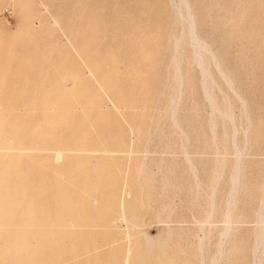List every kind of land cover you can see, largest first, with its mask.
Wrapping results in <instances>:
<instances>
[{
  "label": "bare ground",
  "instance_id": "obj_1",
  "mask_svg": "<svg viewBox=\"0 0 264 264\" xmlns=\"http://www.w3.org/2000/svg\"><path fill=\"white\" fill-rule=\"evenodd\" d=\"M97 1H100V0H0V264H173L168 259L169 258L168 257V254H169L168 248H171V247H168V245H170V243L173 239L172 230L174 228H171L173 226L170 227L168 225L172 230L168 233L166 238L161 239V240H156L154 237H151L148 234L140 231V228L137 226L135 219H136V214H138L137 210L140 208V203H141L139 201V198L141 197L140 193L144 192V191H140L141 189L139 186L140 193L138 195L134 184L130 181V180H132V178L130 179L132 165L129 164L130 162L128 163L125 156H122L121 154H119V152L123 149L120 147L119 144L117 146L115 144V142L112 141V138L114 137L113 136L114 133L111 136L109 134V131H107L108 129H105V127H109V125H112L111 122L108 121V122H106V124L104 123L105 120H103L104 122H101L102 121L101 115H102V112L105 111L104 109H112L114 112H116V114L118 113L119 117L122 120L123 119L125 120L127 125H129V128L131 130V136L134 139L138 138V136L141 134L140 131L142 129L145 130V127H146V126H144V123H143L144 128L141 129V127H143V126H141V127L139 126L140 123L137 122V118L134 116V114L137 113V111H140V110L143 111L142 109H144V107H142V104L140 106V104L138 105L139 101L136 102L137 99L134 100V98L128 97V95H126V93H124L125 88L123 89V92H121L122 88H120L119 83L120 84L124 83V82L121 83V77H120L121 72H118V71L115 72L112 70L113 63L110 60H108V58H102L101 57L102 54H104V53H102V54H100V53L103 51L99 50L97 47L92 48L93 43H92L91 37L84 38L87 36V35L86 36L84 35L86 32L85 31L86 29H85V27L84 28L82 27V25L80 24L79 21H80V19H89V18H86L87 17L86 13L88 11L85 13L84 11H81V9L84 8V6L94 4ZM172 1L174 3V6H172V7H175L176 14L178 16V23L175 26V28H173L174 30L171 31L172 32L171 35L173 37H171V35L170 36L168 35L166 38H169V37L174 38L173 39L174 43H172L173 44L172 56H171V60H170L171 66L173 67L172 69H174V71H175L172 73L174 76V81H173L174 84L172 83L174 85V89L171 90L172 93L170 94V97H168L169 99H167V100H169V102H168V105L164 108V110H165L164 114L165 115L163 114V116H165L168 119V121L171 122V124L174 126V130L176 129V131L181 135V138H182V140H181V142H182L181 146L182 147L181 148L183 149V151L180 147L179 148L181 149V152H183L185 154L184 156H186L187 161H186V159H185V161L188 162V164L190 166L189 168L192 170V174H193L192 177L194 176L193 181L194 180L196 181V183L195 182H193V183H195L198 190L200 191L204 185H202L201 178L199 179V174H198L199 170L197 168V164L194 161V157L192 155H190V152L193 151V149H192V151H190L191 142L193 143L192 137L190 138L189 131H188V129L186 130L184 128L183 122H182L181 117H180L181 109H182V100H183V97L185 94L186 84H187L186 80H185L186 76L184 75V69H183L184 60H187V58L183 60V57L185 56V55L183 56V52L186 51V50H184L185 49L184 45H187L186 47H188V42H189V44H191V46H192V49H193L192 50V52H193L192 57L194 59L196 66H198L200 68V71H201L200 75L202 77V83H203V87L205 89L204 92L206 93V98L212 107V114H211L212 116L217 114V116L219 115V116H222L224 118H227L228 120H230L235 125H236V123L239 122V120L237 121V118L239 115L236 117L235 113L231 109L230 110L229 109H221L219 104H218V101L220 99L218 100V97H216V95H215L216 93L212 89V82L216 81L215 80L216 77H214L216 75V72L218 73L217 76L220 75L218 77L221 78L226 83V85L228 86L227 88H230L232 90V95L233 96L235 95V100L236 99H237V101L239 100L238 104H240V102H241V104L244 105L243 106V108H244L246 106V104H248L249 102L247 101L245 95H243L241 93V90L239 89V87L237 85L236 78L232 74H230L225 69L224 65L222 64L223 61H221V59H220L221 57H219L220 54H218V51H216L218 48L215 49L213 44L211 43V41H209V39L206 38V36L203 37V35L200 33V31H201L200 29L202 28V26H201V28H199V26H200L199 23L201 22V20L199 22V17H201V16H199V15H201V14H199L200 11L203 13V17L201 18V19H203L204 14H206V13H204V9L208 8L210 11V10L214 9L215 6L210 4L203 9V7L200 8V5H199L200 0H172ZM211 3H214V2L212 1ZM96 4L94 6H96ZM34 5L39 7L40 14H38L33 21H30V17H29L30 16V10L32 9V6H34ZM221 7L224 8L223 6H221ZM6 9H11L13 11V13H15V14L16 13L21 14L22 20L18 23L16 28H5L2 25L1 14ZM87 9H88V7H87ZM202 9H203V11H202ZM208 9H206V10H208ZM219 10H221V9H219ZM95 11H94V14H95ZM96 13H97V11H96ZM213 14H215V13L212 12V15ZM222 14H223V12H222ZM97 15H95V17ZM172 15H173V13H172ZM220 15H221V13H220ZM92 17H94V15L91 16L90 18H92ZM208 17H209V15H208ZM220 18H223V17H220ZM205 19H206V17L203 19V21ZM116 20H119V19H116ZM215 20H217V19H215ZM220 20H218L216 22H219ZM93 21H94V19H93ZM222 21H224V20H222ZM227 21L234 27L235 30L237 29V31L239 32V35H240V31H242V33H244V34L246 33L245 28H236L237 25L239 24V23L237 24L236 20L230 21L229 19H227ZM133 26H135L134 23H133ZM89 27L91 28L90 25H89ZM128 27H130V26H128ZM107 28L108 27H106V29ZM164 28H162V29H164ZM262 28H264V27H262ZM95 29H94V31L96 33V31L99 29H97V28H95ZM118 30H120V29H118ZM123 30H125V28H123ZM101 31L103 32L102 29H101ZM168 31H169V29H168ZM104 33H106V32H104ZM96 34H98V36H100V39H101L102 35H100L99 32H97ZM133 35H135V33H133ZM125 36H126V34H125ZM125 38H124V34H123L124 41H125ZM252 38H254V36ZM116 39H118V38H116ZM249 39H250V37H249ZM210 40H212V38ZM103 41L104 42H102V43L105 44L104 39H103ZM124 41L122 40L119 43V45L122 42L124 43ZM126 41H127V39H126ZM131 41L134 42L133 40H131ZM131 41H130V43H131ZM159 41L157 40V42H159ZM102 43L100 45H102ZM127 43H128L127 45L130 46L129 41ZM262 43H264V41H262ZM125 44H123L124 47L126 46ZM158 44H160V43H157V46H158ZM161 44H162V40H161ZM161 44L159 45V47L161 46ZM108 45H107V47L105 46L107 49H108ZM121 46L119 47V50H120V48L123 47V46L122 47ZM221 46H222V44H221ZM223 46H225V45H223ZM259 46H262V45H259ZM124 47H123V49H124ZM216 47H217V45H216ZM218 47L220 48V46H218ZM110 48H111V46L109 47V49ZM134 48H135V42H134ZM149 48H152V47L148 46L147 48H141L137 52H140V54L143 56L149 55L148 54L149 50H147ZM163 48H164V45H163ZM127 49L130 50L131 47L130 48L126 47V50ZM133 49H132V51H133ZM157 49H158V47H157ZM157 49H154L155 52H157L156 51ZM165 49H164V51H165ZM187 49L190 50L189 47ZM221 49H222V47H221ZM224 50L225 49L222 50V53H224ZM107 51L108 50H105V52H107ZM116 51L118 52V50H116ZM132 51L130 52L131 55H132ZM187 51H186V55L188 54ZM219 51H221V50H219ZM231 51H232V49H231ZM113 52H115V51H113ZM225 52H226V50H225ZM190 53L191 52H189V54ZM222 53H221V55H222ZM243 53H244V51H243ZM161 54H162V52H161ZM128 55H127V57H128ZM167 56H168V53H167ZM131 57H129V58H131ZM185 57H187V56H185ZM139 58H140V56H139ZM78 59H81V61H83L84 65L86 66V67L85 66L84 67L88 68L89 77L86 80H84L83 82H80L78 85H75L74 87L72 86L71 89L67 88L68 89L67 93L66 92L63 93L62 89L59 85L62 81L61 78H58V79L55 78L54 79V77H53V80L51 82H48L47 80H45L43 82H40L39 84L34 85L33 88L31 89V91H32L31 93L33 95L32 96L33 101L35 99H37L38 96L40 98H42L43 102L41 104H39L40 106L37 104L36 105L31 104L30 105L31 102H29L28 99L25 100V99H21V98L18 99V101L16 102L17 103L16 108L10 104L12 96L14 95L13 94L14 92H12V90L8 89V85H7L8 82H6V81L10 77L11 74L14 73L16 75L21 76L23 74L26 75V73H37V72H43V71L50 72L51 70H54L53 76H57V75H55L56 69L57 70L59 68L64 69V67L67 66L70 62L74 63V61L78 60ZM119 59H121V58H119ZM127 60H129V59L127 58ZM249 61H251V59ZM120 62L122 63V61H120ZM128 62L129 61H127V63ZM149 64H148V68H149ZM239 64H241V63H239ZM71 66L74 67V64ZM119 66H120V64H119ZM130 66H132V65L130 64ZM194 67H195V65H194ZM69 68H70V66H69ZM123 68H124V65H123ZM172 69H170V70H172ZM151 70L152 69H150L148 72H150ZM65 71L68 73L69 69H67ZM188 71H190V70H188ZM125 72L123 71L124 74H125ZM160 72L161 71H159V75H160ZM169 72L171 73V71H169ZM60 73H61V71H60ZM123 73H121V74H123ZM129 73H132V72L130 71ZM143 73H145V72H143ZM151 73H152V71H151ZM174 73H175V75H174ZM64 74L62 73L61 75H64ZM73 74H74V72H73ZM192 74H193V71H192V73H190V75H192ZM239 76H241V74ZM64 77H67V75ZM68 77H70V76H68ZM128 77H129V74L125 78L127 79ZM167 77H168V75H167ZM132 78H135V77H132ZM145 78H147V77H145ZM155 79H157V77ZM128 80L123 79V81H125V82ZM170 81L171 80H169V83H170ZM189 81H191V80H189ZM11 82H13V81H11ZM21 82H22L21 86H19L18 90H16V91H18L19 93H21L23 95L24 93L27 92L26 91L27 89L25 86L28 84L29 81L28 80H26V81L21 80ZM130 82H131V80H130ZM145 82H143V83L145 84ZM147 82H149V81H147ZM147 82H146V84H147ZM161 82L162 81L160 79V83ZM167 82H168V79H167ZM195 82H197V81H195ZM18 83H19V81H18ZM132 83L134 84L135 82H133V80H132ZM218 83H220V82H218ZM221 83H223V82H221ZM128 84L130 85V83H127L126 85H128ZM133 84H132V86H133ZM161 84H163L165 86L164 83H161ZM188 84H190V83H188ZM200 84H201V82H200ZM12 85H13V87H15L14 86L15 83H12ZM126 85L124 84L123 86L126 87ZM142 86L144 87V85H142ZM147 86H148V84L146 85V87ZM149 87H150V85H149ZM154 87H155V85H154ZM218 87L219 86H217V89H218ZM171 88H172V86H171ZM222 88H223V86H222ZM136 89L137 88H135L134 91ZM127 90H129V88ZM147 90H148V88H147ZM151 90H152V88H151ZM138 91H139V89L136 90V93ZM159 91H160V89H159ZM101 92L104 93L103 96L105 97V101H102V99H100L101 101H98V98H99L98 94ZM160 92H157V94H156L155 103H159V101H160L157 99L158 97H159V99L161 98L160 96H161L162 92H161V94H160ZM221 92H220V94H221ZM131 93H133V92H131ZM131 93H128L129 96H132ZM149 93L147 92V94H149ZM168 93H169V91H168ZM223 93H222V95H223ZM133 94H135V93H133ZM166 94H167V91H166ZM166 94H164V95H166ZM150 95H152V94H150ZM218 95H219V93H218ZM227 96H228V93H227ZM147 97H149V95ZM223 97H224V95H223ZM223 97H222V99H223ZM231 97H230V99H231ZM144 98L145 97H142V100ZM152 98H154V97L152 96ZM162 98H163V96H162ZM162 98H161V101H162ZM96 99H97V101H96ZM156 99L158 100V102H156L157 101ZM147 100L148 99H146V101ZM149 100L152 101L151 99H149ZM167 100L165 102H167ZM95 101L97 102V104L93 103ZM161 101H160V103H161ZM224 101H226V99ZM205 103H206V101H205ZM231 103L235 104L232 101H231ZM228 104H226V106ZM150 106H151V104H150ZM184 106H185V104H184ZM205 106H206V104H205ZM223 107H224V105H223ZM147 108L149 110V107H147ZM160 108H162V107H160ZM226 108H228V107H226ZM235 108H234V111L237 112V110H235ZM98 109L103 110L101 112L99 111L101 113V115H99L100 113H98ZM144 111L146 113H148L146 111V109ZM241 111H242V109H241ZM152 112H154V109ZM238 112H240V111H238ZM240 113H242V112H240ZM35 114L36 115L38 114V115L35 118V120L33 122H31L30 117L35 115ZM95 114L99 115V116L96 115L97 117H101V118H99V119H101V121L98 120L96 118V116L94 117ZM104 114H105V112H104ZM152 114H154V113H152ZM152 114H150V115H152ZM118 115H117V117H118ZM249 115H250V112H249ZM156 116L157 115H155V119L157 121V118H160L161 116H158L157 118H156ZM217 116H216V118H217ZM241 116H239V117H241ZM243 116L246 117L245 121L249 120L248 119L249 116H247V112ZM145 117H147V116H145ZM105 118H106V116H105ZM155 119H154V121H155ZM144 120L145 119H143V121ZM149 120H148V122H149ZM163 120H164V118H163ZM252 121H254V119ZM239 123H241V122H239ZM145 124H146V122H145ZM187 125H188V123H187ZM244 125H245V123H244ZM113 127H115V126H113ZM117 127H118V123H117ZM153 128H155V127H152V128L149 127L145 130L143 135L141 134V136L144 137V140L146 141L147 145L149 143L153 142L154 137H156L155 132H157V131H156V129H153ZM239 128L242 129V131H244V135L246 136V138L243 141L244 145L242 147H240L236 144V146H238L237 152H236L237 153V163L235 164L236 166L234 167L235 169L233 171L234 174H233V181H232L233 182V184H232V197L230 198L228 208L226 205L227 211H225L226 212L225 213V219H224L225 223L223 226V230L220 228L222 230V240H219V241H221V244L219 243L220 246L218 245L219 248L217 247L218 251H216L217 252L216 254H217V256L221 257V259H223V260H225L224 257H227V252L229 249V244H230L229 242H230L231 236H232L233 232L236 230L237 225H238V220L236 219V216H237V214H236V212H237L236 211V204H237L236 197L238 196L237 194H239V192H241L239 190H240L241 180H242V176H243V165L245 166V164H243V161L245 162V159H243V158H245L244 157V156H246L245 153L249 147L248 135L251 133V132H249L250 127L248 128V126H246V127L241 126ZM253 128H254V126H253ZM163 129H164V127H163ZM196 129H197V127H196ZM210 129H212V128H210ZM232 130H234V129H232ZM239 130L237 132H239ZM235 131H236V126H235ZM117 132L120 133L119 130ZM139 132H140V134H138ZM118 133H117V135H118ZM178 133H177V135H178ZM212 133H213V131L211 132V134ZM117 135L115 137L119 138V136H117ZM238 135H239V133H238ZM244 135L242 137H244ZM250 136H252V135L250 134ZM28 140H34L35 141L34 143L37 144L36 145L37 146V150H36L37 152H41V153H43V155H45L44 153L49 152L48 153L49 155H51L50 153L53 154V156L51 155V157H53V159L55 157V160H53L51 158L49 159L48 157L43 158V160L44 159H46L47 161L50 160L49 163H52V161H54V163H52L54 165L53 172L52 171H51L52 173L50 172V170H49L50 167L48 165H46L48 167V168L46 167V171L49 170V173H51L52 176H54V178H55L54 185H52V181H51V188L53 186V188L55 189V192L53 191L54 193L52 194L48 190L52 194V197L49 199V197L51 196L50 193H48L49 196L46 194V196H48L49 200L46 201L44 199V197L46 198V196L42 197L45 200V202L42 201L43 199L39 200L38 197H40V196L36 197L37 195L35 194V197H34V196H32L33 194L32 195L29 194L27 191V188H26L28 186V184H26L27 178H28V175H30L28 173H31V170H33V167H31L32 169L29 170V166L31 165V162L33 161L32 156L35 153L34 151L25 147ZM225 140H226V138H225ZM235 141L236 140L234 138V143H235ZM158 142H160V141H158ZM232 142L233 141H231V143ZM239 142H241V141H239ZM251 142H253V141L251 140ZM132 143H133V141H132ZM132 143L129 146H131ZM165 143H166V140H165ZM217 143H216V145H217ZM121 145L123 146V144H121ZM138 145H140V144H138ZM194 145H195V143H194ZM118 147H120V149H121L120 151H119ZM199 147H198V149H199ZM217 147H219V146H217ZM133 148H134V146H133ZM140 148H141V146H140ZM222 148H223V146H222ZM132 149L129 151H133ZM138 149H139V147H138ZM216 150L218 151L219 149H216ZM250 150H251V148H250ZM152 151H154V150H152ZM153 153H156V152L154 151ZM249 153H251V152H249ZM43 155H41V156L44 157ZM47 155H45V156H47ZM155 156H158V154ZM155 156H154V158H155ZM130 157H131V155H130ZM145 157L146 156H144L143 158H145ZM196 157H198V156H196ZM129 161H131V159ZM151 161H153V160H151ZM197 161L198 160L196 159V162ZM35 162L37 164L38 161H34V165H36ZM42 162L43 161H41L38 164L44 165V163H42ZM147 162H148V160H147ZM149 163H151V162H149ZM153 163H155V162H152L151 164H153ZM144 164H147V163H145V161H144V163L141 162L138 167L135 165V167H137V168H134V170H135L136 174L139 173L138 176H141L142 174L144 175V174L148 173L149 171H152V167L150 166L151 164L146 166L147 168L150 166V168H148V169H150L149 171L146 169ZM160 164H162L161 161H160ZM225 164H226V162H225ZM225 164L223 162L222 166H224ZM133 165H134V163H133ZM164 165H163V167H164ZM43 167H45V166H43ZM158 167H160V166H158ZM221 167H219V168H221ZM224 168H225V166H224ZM35 169H37V168H35ZM145 170H147L146 173H145ZM165 170L166 169L164 168V171ZM168 170H169V168H168ZM220 170L222 173H224L222 169H220ZM159 172L162 173L163 171H161V169H160ZM174 172L175 171H173V173ZM53 173H54V175H53ZM51 174H49V176ZM37 175H35V176H37ZM44 175H46V174H44ZM162 175H163V173H162ZM162 175H161V177H162ZM190 175H191V171H190ZM38 176H37V180H39ZM134 176H135V174H134ZM146 176L147 175H145V177ZM158 176H160V175H158ZM168 176L169 175H167L166 177H168ZM230 176H232V174ZM244 176H245V174H244ZM42 177L40 175V178H42ZM145 177H144V179H145ZM153 177H154V175H153ZM161 177H159V178H161ZM175 177L177 178V176H175ZM200 177H201V175H200ZM43 178L45 179V178H47V176H45ZM169 178L171 179L170 176L168 177V179ZM31 179H32V177H30V180ZM134 179H136V178H134ZM141 179H143V178H141ZM154 179H155V177H154ZM154 179H153V182H154ZM156 179H158V177ZM32 180H34V179H32ZM43 180L40 181L41 184L43 182L45 183V181H43ZM163 180H165V183H166L167 180L165 179V177ZM230 180H231V178H230ZM149 181H151L150 185L153 186L152 180H149ZM155 181H156V184L159 183V182H157V180H155ZM44 183H43V185H44ZM46 183H48V182L46 181ZM173 184H171V185H173ZM43 185H42V187H43ZM46 185L44 186L45 188H47ZM145 185H146V183H145ZM150 185H149V183H147L146 186H148V188H149ZM30 186H31V184L29 185V187ZM37 186H38V184H37ZM143 186H144V184H143ZM169 186H170V183H169ZM48 187H49V185H48ZM156 187L157 188H154V187H152V188L157 189V191H158L159 187L158 186H156ZM243 187H244V184H243ZM32 188L30 191H32ZM144 188H145L144 190L146 191V187H144ZM152 188H150V189H152ZM193 188H195V187H193ZM204 188H205V186H204ZM36 189H38V187ZM40 189H39V191H40ZM114 189H115V191H117V194L119 196L118 201L115 203L112 202L111 198H110V193ZM44 190L46 191V189H44ZM147 190H149V189H147ZM34 191H38V190L33 189L32 192H34ZM45 191H44V193H45ZM203 191L205 192V189ZM41 192H42V190H41ZM150 192H151V190H150ZM195 192L199 193L198 191H195ZM144 193H148V192H144ZM141 194L144 195L143 193H141ZM42 195H45V194L42 193ZM145 195L151 196V194H149V193H148V195L147 194H145ZM155 196H156V193H155ZM216 196H215L214 192H212L210 195L207 196V197H209V200L207 199L209 201L208 204L211 206V208L208 212L209 221L211 220L213 213L215 212L214 211L215 200L217 201V199H215ZM152 197H154V196H152ZM198 197H199V194H198ZM149 198H151V197H148V199ZM200 198H201V196H200ZM146 199H145V202H146ZM228 199H229V197H228ZM143 200H144V197H143ZM152 200H153V198H152ZM150 201H151V199H150ZM168 201H172V200L168 199ZM147 202H149V201H147ZM151 202H149V204ZM262 202H264V199L262 200ZM200 203H201V201H200ZM144 204L146 205V203H144ZM216 204H217V202H216ZM152 207H154V205ZM261 210H260V212H261ZM262 215H264V214H262ZM214 217H215V215H214ZM112 218H121L123 220H126L128 222V224H127L128 227L126 228V230L122 231V232L119 230H116L113 227ZM263 218L264 217H262V219ZM166 221H168V220H166ZM209 221H206V222H209ZM263 221H264V219H263ZM171 224H173V223H171ZM175 225L178 226L177 222ZM176 226H175V228H176ZM259 226H260L259 231L257 232V235H258L257 244H256L257 249L264 247V225L262 223ZM201 227L202 226H200V228ZM201 229H203V228H201ZM174 230H177V228ZM185 240H187V239H185ZM188 240H189V237H188ZM208 243H209V241H208L207 236L202 234V236L198 239V242L196 245L195 253H196L197 257L198 256L203 257L206 254V251L210 247V246L208 247ZM186 245H187V243H186ZM209 245H210V243H209ZM172 250H173V247H172ZM253 252L255 253V251H253ZM228 253H230V252H228ZM260 253H262V252H260ZM184 255H186V254H184ZM207 256L210 257L209 252H208ZM229 256H230V254H229ZM212 259H214V258H212ZM259 259H260V257H259ZM259 259L257 258L254 264H264ZM219 260H213V264H218ZM223 260H222V262H223ZM228 260H229V258L227 259V262H228ZM210 261H211V258H210ZM185 262L187 264V261H185Z\"/></svg>",
  "mask_w": 264,
  "mask_h": 264
},
{
  "label": "rangeland",
  "instance_id": "obj_2",
  "mask_svg": "<svg viewBox=\"0 0 264 264\" xmlns=\"http://www.w3.org/2000/svg\"><path fill=\"white\" fill-rule=\"evenodd\" d=\"M210 1L211 2L213 1L214 3H211ZM96 3L91 4V5H86V6H84V8L81 9V11H84L85 13L88 11L87 13L89 14L88 15L86 13V16H87L86 18H89V19H80V21H79L80 24L82 25V27L83 28L85 27V29H86L85 30L86 32L84 35L85 36L87 35V36L86 37L83 36V37L84 38H87V37L92 38V43H93L92 48L97 47L99 50L103 51L100 53V54L104 53V54H102L101 57L102 58H108V60H110L113 63V66H112L113 71H115V72L118 71V72L123 73V71L125 72L127 70L125 72V74L123 73L124 75L120 73L121 83L124 82L123 84L119 83L120 88H122V91L121 90L120 91L123 92V89L125 88L124 93H126V95H128V97L134 98V100L137 99L136 102L139 101L138 105L140 104V106H141V104H142V107H144V109H142L143 111L140 110L134 114V116L137 118V122L140 123L139 126L140 127L143 126V123H144V126H146L145 130L149 127H151V128L155 127L153 129H156V131H157V132H155L156 137H154L153 142H151L147 145L146 141L144 140V137L141 136V134L143 135L145 132V130L142 129V128H144V126L141 127V129H142L140 131L141 134H140V132L138 133V134H140L138 136V138L134 139L131 136V130L129 128V125H127L125 120L124 119L122 120L119 117L118 113L116 114V112H114L112 109H104L105 111H103L102 109H98V113L103 111L102 115H101V113L99 114V115H101L102 118L97 117V116H99L98 114L94 115V117L97 115L96 118L98 120L101 121V119H102L101 122H104L103 120H105V122H104L105 124L108 121L111 122L112 125H109V127H105V129H108L107 131H109V134L111 136L114 133V135H113L114 137L113 138L111 137L112 141H114L117 146L119 144L120 147L123 149V150H121L120 147H118L119 151L121 150L120 151L121 153L119 152V154H121L122 156H125L128 163L130 162L129 164L132 165L133 168L131 167V174H130V179L132 178V180H130V181L134 184L138 195H139L140 191L148 192L149 194H151V196H146L145 194L148 195V193L141 192L145 195L144 196L140 193L141 197L139 198V201L144 206L140 203V208L137 210L138 214H136V219H135L137 226L140 228V231L148 234L151 237H154L156 240H161V239H164L167 237L168 233L172 230L171 228H174V229L177 228V230H174V229H173L174 231L172 230L173 239H172L170 245H168V247H171V248H168V253H169L168 259L173 264H186L185 261H187V264H204V263L205 264H213V260H219V259H220L219 262L217 261L218 264H254L256 259L257 258L259 259V257H260L259 260L262 263H264V252H263L264 247H262L260 249H257V247H256L257 246L256 245L257 244V237H258L257 232L259 231V227H260L259 225L262 223L264 225V221H263L264 218L262 219V217H264V215H262V214H264L263 213L264 212V208H263L264 202H262V200L264 199V158H263L264 157V154H263L264 153V43H262V41H264V28H262V27H264L263 26L264 25V0H200V4H199L200 8L203 7V9L206 6L212 4L219 11L218 12L215 8L212 9L213 11L212 10L209 11L208 8H205L204 13H206V14H204V18L206 17V19L204 21H203L204 18L201 19L203 17V13L200 11L199 14H201V15H199V16H201V17H199V22L201 20V22H200L201 24L199 23V25H200L199 28H201V26H202V28L200 29L201 30L200 33L203 35V37L206 36V38H208L209 41H211V43L213 44L215 49L218 48L216 51H218V54H220L219 57H221L220 59H221V61H223L222 64L224 65L225 69L236 78L237 85H238L239 89L241 90V93L243 95H245L247 101L249 102V103L247 102L248 104H246V106L244 108H243L244 105L241 104V102H240V104H238L239 100L238 101H237V99L235 100V95L234 96L232 95V90L230 88H227L228 86L226 85V83L221 78L218 77L220 75L217 76L218 73L216 72V75L214 77H216L215 80L217 82L216 81L212 82V89L216 93L215 95H216V97H218V100L220 99L218 101V104H219L221 109H229V110L231 109L235 113L236 117L238 115L243 116L247 112V116H249V118L247 117L249 120L248 119L247 120L249 122L245 121L246 120L245 116H243V117L238 116L237 121L239 120V122H241V123L238 122L239 124L236 123V125H235L230 120H228L227 118H224V117L219 116V115H218L219 116L218 117L217 114L213 115V116L211 115L212 114V107L206 98V93L204 92L205 89L203 87L202 77L200 75L201 74L200 68L198 66H196L194 59L192 57L193 56L192 55L193 54L192 46L188 42V47L190 48V50H189V49H187L188 47H186L187 45H184V48H185L184 50H186V51L188 50L187 55H186V51L183 50L184 51L183 56L184 55L187 56V57H185V56L183 57V60L187 58V60H184V67H183L184 75L187 77V78L185 77L187 84H186L185 94H184V97L182 100V109H181L180 117H181V120L183 122L184 128L186 130L188 129V131H189L190 138L192 137L193 143L191 142L190 151H192V149H193V151L190 152V155H192L194 157V161L197 164V168L199 170L198 171L199 179L201 178L202 185L205 186V188H204V186L202 188L203 190L205 189V192L202 189L199 191L197 186L195 185L196 181L195 180L193 181L194 176L192 177V175H193L192 170L189 168L190 166H189L188 162H186L187 159H186V156H184L185 154L183 152H181V149H182L181 148L182 147L181 146L182 145L181 144L182 143L181 142V140H182L181 135L176 131V129L174 130V126L171 124V122L168 121V119L165 116H163V114L165 113L164 108L168 105V102H169V100H167V99H169L168 97H170V94L172 93L171 90L174 89V85H173L174 84V82H173L174 76L172 73L175 71H174V69H172L173 67L171 66V61H170L171 56H172V48H173L172 43H174V40H173L174 38H171V37H173L171 35V33H172L171 31L174 30L173 28H175V26L178 23V16L176 14L175 7H172V6H174L173 1L172 0H103V1L100 0V1H97ZM95 4H96V6H94ZM221 6H223L224 8H222ZM87 7H88V9H87ZM203 9H202V11H203ZM206 9H208V10H206ZM219 9H221V10H219ZM95 10L97 11V13ZM94 11H95V14H94ZM211 11L215 14L212 15ZM222 12H223V14H222ZM172 13H173V15H172ZM220 13H221V15H220ZM38 14H40L39 7L36 5L32 6V9L30 10V16H29L30 21H33ZM207 14L209 15V17ZM93 15H94V17L90 18ZM95 15H97V16L95 17ZM1 16H2L1 23L5 28H16L18 23L22 20L21 14L20 13L15 14V13H13V11L11 9L4 10L2 12ZM220 17H223V18H220ZM93 19H94V21H93ZM116 19H119V20H116ZM215 19H217V20H215ZM227 19H229L230 21L236 20L237 24L239 23L236 28H245L246 33L244 34V33H242V31H240V35H239V32L237 31V29L235 30L234 27L227 21ZM218 20H220V21L216 22ZM222 20H224V21H222ZM132 22L135 24L136 27L133 26ZM89 25L91 26V28L89 27ZM128 26H130V27H128ZM106 27H108V28L106 29ZM95 28L99 29L96 31V33L99 32L103 38L101 37V39H100V36H98V34L95 33V31H94ZM123 28H125V30H123ZM162 28H164L165 30ZM101 29L103 30V32L101 31ZM118 29H120L121 31ZM168 29H169V31H168ZM104 32H106V33H104ZM133 33H135V35H133ZM123 34H124V38L126 37L125 41L123 39ZM125 34H126V36H125ZM168 35L169 36L171 35V37L166 38ZM253 36H254V38H252ZM210 37L212 38V40H210L211 39ZM249 37H250V39H249ZM116 38H118V39H116ZM103 39L105 40L106 45L102 43V42H104ZM126 39H127V41H126ZM122 40L124 41V43L122 42L119 45V43ZM131 40H133L135 42V48H134V42H132ZM157 40L158 41L160 40V41L157 42ZM161 40H162V44H161ZM128 41H129L130 46L127 45ZM130 41L132 44L130 43ZM100 42L102 43V45H100L101 44ZM157 43H160L161 46L159 47L160 44H158V46H157ZM123 44H125L126 46L124 47ZM221 44H222V46H221ZM107 45H108V49L106 48ZM121 45L124 47V49ZM163 45H164V48H163ZM216 45H217V47H216ZM223 45H225V46H223ZM259 45H262V46H259ZM110 46H111V48L109 49ZM120 46L122 48H120V50H119ZM148 46L152 47V48L147 49V50H149L148 54L150 56L149 55L143 56L140 54V52H137L141 48H147ZM218 46H220V48ZM126 47L127 48L131 47V49H130L131 51L134 48L132 51V55L130 54L131 51L129 49H127L128 51L126 50ZM157 47H158V49H157ZM221 47H222V49H221ZM154 49H157L156 50L157 52H155ZM164 49H165V51H164ZM223 49H225L226 52L224 50V53H222ZM231 49H232V51H231ZM105 50H108V51L105 52ZM116 50H118V52ZM219 50H221V51H219ZM113 51H115L117 54ZM243 51H244V53H243ZM161 52H162V54H161ZM189 52H191L190 53L191 55L189 54ZM220 52L222 53V55ZM167 53H168V56H167ZM127 55H128V57H127ZM139 56H140V58H139ZM129 57H131L132 59ZM119 58H121L122 60ZM127 58L129 60H127ZM250 59H251V61H249ZM119 60L122 61V63ZM127 61H129L130 63L129 62L127 63ZM72 63L73 62H70L67 66L64 67V69L63 68H59L58 70L56 69L57 72L55 71V75H57V76H53L54 70H51L50 72L43 71V72H37V73H26V75L23 74L21 76L16 75L14 73L11 74L10 77L6 81V82H8L7 83L8 89L12 90V92H14L13 93L14 95L12 96L10 104L16 108L17 107L16 102L20 98L25 99V100L28 99L29 102H31L30 105L31 104H35V105L41 104L43 101H42V98H40L39 96L37 97V99H35L33 101V97H32L33 95L31 93L32 92L31 89L33 88L34 85L39 84L40 82H43L45 80H47L48 82H51L53 80V77H54V79L55 78H57V79L61 78L62 81L60 80L61 83L59 85L62 89V92L67 93V91H68L67 88L71 89L72 86L74 87L75 85H78L80 82H83L84 80H86L89 77L88 68H85L86 66L84 65L83 61H81V59L74 61V63H73L74 67L71 66V65H73ZM239 63H241V64H239ZM119 64L121 67L119 66ZM130 64L132 66H130ZM148 64H149V68H148ZM193 64L195 65L196 68L194 67ZM123 65H124V68L126 67L125 68L126 70L123 68ZM69 66L72 70L69 68ZM185 67L190 71H188ZM66 68L69 69L68 73L65 71V70H67ZM150 69H152L151 70L152 73H151V71L148 72ZM170 69H172V70H170ZM60 71H61V73H60ZM130 71L132 73H129ZM159 71H161L160 75H159ZM169 71H171V73ZM192 71H193L194 75L193 74L190 75V73H192ZM73 72H74V74H73ZM143 72H145V73H143ZM62 73L63 74L65 73L67 75V77H64V76H66L65 74L61 75ZM128 74H129L130 78L128 77L126 79L125 77H127ZM240 74H241V76H239ZM167 75H168V77H167ZM174 75H175V73H174ZM68 76H70V77H68ZM131 76L135 77V78H132ZM145 77H147V78H145ZM154 77L155 78L157 77V79H155ZM123 79L124 80L129 79V80L125 82V81H123ZM160 79L162 81L161 83H164L165 86L167 85L166 87L160 83ZM167 79H168V82H167ZM21 80L22 81H26V80L29 81L28 84L25 86L27 89L26 90L27 92L24 93L23 95L21 93H19L18 91H16V90H18L19 86H21V84H22ZM130 80H131V82H130ZM132 80H133V82H135L134 84L132 83ZM169 80H171L172 82L170 81V83H169ZM189 80H191V81H189ZM11 81H13V82H11ZM18 81H19V83H18ZM145 81L146 82L149 81V82H147V84H148L147 87H146L147 84ZM195 81H197V82H195ZM143 82H145V84ZM200 82H201V84H200ZM218 82H220V83H218ZM221 82H223V83H221ZM12 83H15V85H14L15 87H13ZM127 83H130V85L129 84H128L129 86L126 85ZM188 83H190V84H188ZM124 84L126 85V87L123 86ZM132 84L134 87L132 86ZM142 85H144V87ZM149 85H150V87H149ZM154 85H155V87H154ZM216 85L219 86L218 89H217ZM171 86H172V88H171ZM222 86L224 89L222 88ZM128 88H129V90H127ZM135 88H137L136 90L139 89V91L137 93H136V90L134 91ZM147 88H148V90H147ZM151 88H152V90H151ZM164 88L165 89L167 88V89L165 90ZM159 89H160V91L162 90L161 91L162 94L159 91ZM166 91H167V94H166ZM168 91H169V93H168ZM131 92H133L135 94H133ZM147 92L148 93L150 92V93L147 94ZM157 92H160L161 98L163 96V98H162L163 102L161 101V98L160 99H159V97L157 98L158 100L161 101V103H160V101H159V103H155V98H156ZM220 92H221V94H220ZM101 93L98 94L99 95V98L97 97L98 101H101L100 99H102V101H105V97L103 96L104 93L103 92H101ZM128 93H131L132 96H129ZM218 93H219V95H218ZM222 93H223L224 97L226 96L225 98L223 97ZM227 93H228V96H227ZM150 94H152V95H150ZM164 94H166L167 96ZM148 95H149V97H147ZM152 96L154 98H152ZM142 97H145L144 98L145 100L143 99L144 101L142 100ZM222 97H223V99H222ZM230 97H231V99H230ZM146 99H148V100L146 101ZM149 99H151L152 101H150ZM225 99H226V101H224ZM158 100L156 102H158ZM166 100H167V102H165ZM96 101H97V99H96ZM96 101L93 103L97 104ZM205 101H206V103H205ZM231 101L234 102L235 104L231 103ZM150 104H151V106H150ZM184 104L186 107L184 106ZM205 104L207 107L205 106ZM226 104H228V105L226 106ZM223 105H224V107H223ZM157 106L158 107L160 106L162 108L159 107L160 108L159 109ZM147 107H149V110ZM226 107H228V108H226ZM234 108H235V110H237V112L234 111ZM145 109L148 113H146L144 111ZM153 109H154V112H152ZM241 109H242V111H241ZM238 111H240L242 113H240ZM104 112H105V114H104ZM249 112H250V115H249ZM152 113H154V114H152ZM150 114H152V115H150ZM37 115L35 114V115L31 116L30 121L33 122L35 120V118L37 117ZM117 115L119 118L117 117ZM155 115H157L156 118L158 116H161L162 118L161 117L157 118V121H156ZM105 116H106V118H105ZM145 116H147V117H145ZM216 116H217V118H216ZM99 118H101V119H99ZM163 118H164V120H163ZM143 119H145V120L143 121ZM154 119L157 123L154 121ZM253 119H254V121H252ZM148 120H149V122H148ZM145 122H146V124H145ZM117 123H118V127H117ZM187 123H188V125H187ZM244 123H245V125H244ZM113 126H115V127H113ZM162 126L164 127V129ZM235 126H236V131H235ZM241 126H245V127L248 126V128L250 127L249 132H251L250 134L252 136H250V134L248 135L249 147L245 153V155H246V156H244L245 158H243V159H245V162L243 161V164H245V166L243 165V176H242L240 190H239L241 192H239V194H237L238 196L236 197V199H237V204H236L237 216H236V219L238 220V225H237L236 230L233 232L231 239H230V242H229L230 244H229L228 252H230V253L227 252V257H224L225 260H223V259H221V257L217 256L216 251H218V248L220 246L219 243L221 244V241H219V240H222V230H223V226L225 223V221H224L225 213H226L225 211H227L228 204L230 202V198L232 197V184H233L232 181H233V174H234L233 171L235 169L234 167L236 166L235 164L237 163V153H236L237 147L238 146L242 147L244 145L243 141L246 138V136L244 135V131H242V129L239 128ZM253 126H254V128H253ZM196 127H197V129H196ZM210 128H212V129H210ZM232 129H234V130H232ZM118 130L120 133L117 132ZM238 130H239V132H237ZM210 131L211 132L213 131V133L211 134ZM117 133H118V135H117ZM177 133H178V135H177ZM238 133H239V135H238ZM116 135L119 136V138L115 137ZM243 135H244V137H242ZM225 138H226V140H225ZM234 138L236 140L235 143H234ZM250 139L253 142H251ZM165 140H166V143H165ZM238 140L241 142H239ZM132 141H133V143H132ZM158 141H160V142H158ZM231 141H233V142L231 143ZM34 142H35L34 140H28L26 145H25L26 148L35 152L32 156L33 161L31 162V165L29 166V170L32 169L31 167H33V170H31V173H28L30 175H28V178H27L28 183L26 182V184H28V186L26 188H27V191L29 194H31V195L33 194L32 196H34V197L36 194L37 195L36 197L40 196L38 198H39V200L40 199L42 200L43 199L42 197L46 196V194L49 196L48 193L51 192L53 194L55 192V189L53 188V186L51 188V181H52V185H54V180H55L54 176H52V174H51L53 172V168H54V165L52 164V163H54V161L51 160L52 163H49V161H50L49 159L50 158L53 159V157H51V155L53 156L52 153H50L51 155L48 154L49 152L44 153L45 155H47V154L49 155V156L48 155L45 156V155H43V153L37 152L36 151L37 150V146H36L37 144ZM130 142L132 143L131 146H129L131 144ZM215 142L216 143L218 142L217 145ZM194 143H195V145H194ZM121 144H123V146ZM138 144H140V145H138ZM236 144L238 146H236ZM133 146H134V148H133ZM140 146H141V148H140ZM217 146H219V147H217ZM222 146H223V148H222ZM138 147H139V149H138ZM198 147H199V149H198ZM250 148H251V150H250ZM131 149L134 152L129 151ZM216 149H219V150L217 151ZM152 150H154L156 153H153L154 151H152ZM182 151H183V149H182ZM249 152H251V153H249ZM129 154L131 155V157ZM157 154H158V156H155ZM41 155H43L44 157H42ZM144 156H146L145 158L148 160V162L145 158H143ZM154 156H155V158H154ZM196 156H198V157H196ZM47 157L49 158L48 159L49 161H47L46 159L43 160V158H47ZM130 159L132 162L129 161ZM185 159H186V161H185ZM196 159L198 160L197 162H196ZM53 160H55V157ZM151 160H153V161H151ZM34 161H38L37 164L35 162L36 165H34ZM41 161H43L42 163H44V165L38 164ZM144 161H145V163H147V164H144L145 167L147 165L151 164L152 162H155V163H153L154 165L153 164L150 165L152 167V171H149L150 169H148V168H150V166L148 168L146 167V169L149 172L146 173L147 170H145L146 174H144V175L142 174L143 176L142 175L138 176L139 173L136 174L134 168H137L139 166V164L141 162L144 163ZM160 161L162 164H160ZM149 162H151V163H149ZM223 162H224V164L226 162V164L224 165L225 168H224V166H222ZM133 163H134V165H133ZM46 165H48L50 167L49 170H50V172L52 171L51 173H49V170L46 171V167H47ZM135 165L137 167H135ZM163 165H164V167H163ZM43 166H45V167H43ZM158 166H160V167H158ZM219 167H221V168H219ZM35 168H37V169H35ZM164 168L166 169L165 171H164ZM168 168H169V170H168ZM160 169H161V171H163L162 172L163 175L161 172H159ZM220 169H222L224 173H222ZM173 171H175V172L173 173ZM190 171H191V175H190ZM44 174H46V175H44ZM49 174H51V175L49 176ZM134 174H135V176H134ZM173 174L174 175L176 174L175 176H177V178ZM231 174H232V176H230ZM244 174H245V176H244ZM35 175L38 176L39 180H37V176H35ZM40 175H41V177L47 176V178H45V179L43 177L40 178ZM53 175H54V173H53ZM145 175H147V176L145 177ZM153 175H154L155 179H154ZM158 175H160V176H158ZM161 175L163 178L161 177ZM167 175H169L171 177V179L170 178L168 179L169 176L166 177ZM200 175H201V177H200ZM156 176L158 177V179H156L157 178ZM30 177H32V179H34V180H32V179L30 180ZM140 177L143 179L145 177V179L143 180ZM159 177H161L162 179ZM164 177L167 180L166 183H165V180H163ZM134 178H136V179H134ZM230 178H231V180H230ZM153 179H154V182H153ZM41 180L45 181V183L47 181L48 182V183H46L47 185L43 181L42 182L44 183V185H43V183L41 184V182H40ZM149 180H152L153 186L150 185L151 181H149ZM155 180H157V182H159V183L161 181L162 182L160 184L159 183L156 184ZM193 182H195V183H193ZM29 183L31 184L30 187H29V185H30ZM145 183H146V185H147V183H149V185L151 187L149 186V188H148V186H146ZM169 183H170V186H169ZM37 184H38V186H37ZM143 184H144V186H143ZM171 184H173V185H171ZM243 184H244V187H243ZM42 185H43V187L46 185L47 188H45V187L43 188ZM48 185L50 188L48 187ZM155 185L158 186L160 190L158 189V191H157V189H154V188H157ZM139 186H140L141 190L139 189ZM37 187H38V189H36ZM144 187H146V191L144 190L145 189ZM152 187H154V188H152ZM193 187H195V188H193ZM31 188H32V191H33V189L38 190V191L40 188L41 189L39 192L38 191L32 192V191H30ZM150 188H152V189H150ZM44 189H46V191ZM147 189H149V190H147ZM41 190H42V192H41ZM150 190H151V192H150ZM44 191H45V193H44ZM195 191H198L199 193H197ZM212 192H214L215 196L217 195L215 197V199H217V201L215 200V209H214L215 212L213 213V216H212L211 220L209 221L208 212H209L211 206L208 204L209 197H207V196L210 195ZM42 193L45 195H42ZM51 193H50L51 196L49 197V199L52 197ZM155 193H156V196H155ZM198 194H199V197H198ZM48 196H46V198L44 197V199L46 201L49 200ZM142 196L144 197V200H143ZM152 196H154V197H152ZM200 196H201V198H200ZM148 197H151V198L148 199ZM228 197H229V199H228ZM110 198H111V201L114 203L118 201L119 196L117 194V191H115V189L110 193ZM152 198H153V200H152ZM44 199L42 200L43 202H45ZM145 199H146V202H145ZM150 199L152 202L150 201ZM168 199H170L172 201H168ZM147 201H149L151 203L149 204V202H147ZM200 201L202 204L200 203ZM143 202L146 203V205ZM216 202H217V204H216ZM153 205H154V207H152ZM226 205H227V208H226ZM260 210L262 213L260 212ZM214 215H215V217H214ZM166 220H168V221H166ZM206 221H209V222H206ZM176 222H177L178 226L175 225ZM171 223H173V224H171ZM112 224L116 230H119L121 232L125 231L126 228L128 227V225H127L128 222L126 220L121 219V218H112ZM168 225L170 227L171 226H173V227L170 228ZM174 225L176 226V228ZM200 226H202L201 228H203V229H201ZM202 234L207 236L208 241L210 243V245L208 243V247L209 246L210 247L208 248V250L206 251V254H205L207 256L208 252H209L210 257H208V256L206 257L205 255L203 257H200V256L197 257L196 256V253H195L196 245H197L198 239L202 236ZM188 237H189V240H188ZM185 239H187L188 241ZM186 243H187V245H186ZM172 247H173V250H172ZM253 251H255V253ZM260 252H262V253H260ZM184 254H186L187 256ZM229 254H230V256H229ZM210 258H211V261H210ZM212 258H214V259H212ZM228 258H229V260L227 262ZM222 260H223V262H222Z\"/></svg>",
  "mask_w": 264,
  "mask_h": 264
}]
</instances>
